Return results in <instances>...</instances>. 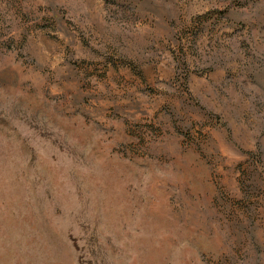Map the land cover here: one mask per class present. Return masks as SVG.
Here are the masks:
<instances>
[{"label": "rangeland", "instance_id": "obj_1", "mask_svg": "<svg viewBox=\"0 0 264 264\" xmlns=\"http://www.w3.org/2000/svg\"><path fill=\"white\" fill-rule=\"evenodd\" d=\"M0 264H264V0H0Z\"/></svg>", "mask_w": 264, "mask_h": 264}]
</instances>
